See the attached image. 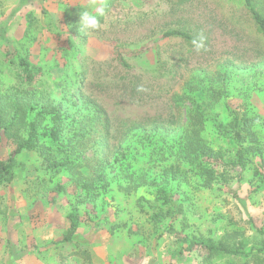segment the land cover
<instances>
[{
    "label": "rangeland",
    "instance_id": "obj_1",
    "mask_svg": "<svg viewBox=\"0 0 264 264\" xmlns=\"http://www.w3.org/2000/svg\"><path fill=\"white\" fill-rule=\"evenodd\" d=\"M252 2L264 14V0ZM170 30H189L201 37V46L165 37ZM118 47L139 51L127 59L130 71L120 64ZM21 55L40 68L30 84L17 66ZM175 66L178 73L164 77L157 70ZM125 74L132 81L128 90ZM222 84L220 100L213 101L212 89ZM77 88L98 100L96 110L67 105L79 101ZM20 91L36 100L43 94L62 100L77 125L69 134L79 138L73 146L82 156L79 172L106 176L107 183L84 189L69 170L47 168L40 151L16 154L23 167L0 186V264H237L229 257L208 261L204 251L185 247L211 238L241 242L248 251L264 238V165L258 156L247 154L243 168H218L225 179L217 176L211 188L182 166L185 180L174 200H183V213L161 206L149 187L126 185L129 175L154 176L167 166L162 158L173 136L141 129L152 118L173 128L193 92L207 113L203 134L225 162L235 149L218 134L217 115L222 120L230 106L244 102L255 115V145L264 153V35L244 0H0V96ZM173 93L181 95L177 103ZM138 123L146 124L135 128ZM121 134L127 155L104 156L103 148L113 150L110 144ZM13 150L0 130V159ZM70 211L80 225L74 240L61 241Z\"/></svg>",
    "mask_w": 264,
    "mask_h": 264
},
{
    "label": "trees",
    "instance_id": "obj_2",
    "mask_svg": "<svg viewBox=\"0 0 264 264\" xmlns=\"http://www.w3.org/2000/svg\"><path fill=\"white\" fill-rule=\"evenodd\" d=\"M246 7L249 9L252 18L259 29L264 35V14L256 9L252 0H244ZM165 37H180L185 40H193V46H201L199 41L201 37L195 34H191L189 30H170L164 32ZM139 53L135 49L117 48V54L119 56L120 64L126 71H130V64L127 61ZM13 62L12 60H10ZM17 66L21 69L22 79L26 84H30L36 74L40 72V68L31 63L27 56H20L17 61ZM159 70V75L162 77L178 73V68H170L164 73L163 70ZM219 74V71H218ZM126 80L124 81V90H128L131 81L128 74H125ZM215 77V75H214ZM78 82L77 77L74 84ZM126 83V84H125ZM82 87V86H81ZM225 89V84H222L218 88L212 89L211 98L213 101L220 100L221 91ZM79 101L75 99L73 105L71 102L67 104L69 106L80 105L81 108H87L88 105H93L94 109H97L99 102L96 98L85 92L83 89L77 88ZM219 91V93H218ZM185 92V91H184ZM14 92L10 96H0V130L3 132L5 138L14 144V150L10 156L4 160L0 159V186L10 183L16 175V167L21 165L15 155L19 154L22 150H38L44 155V160L47 162V168L61 170L67 169L73 175V181L81 188L88 189L93 183H107L106 176L96 175L97 178L84 177L79 172L78 168L81 166V154L80 148L77 149L74 143L79 142V138H76L70 131H75L77 126L72 121L70 113H68L64 103L56 101L51 98L49 94L40 95L39 99L33 98L31 93L27 96L25 92ZM192 93L190 100V106L186 108L184 112L177 110L178 114L175 118L176 121H180L184 117L183 123L176 124L173 128L169 129V122H165L162 118H152L149 122V128L143 127L142 131L150 129V133L156 134L155 136H173V143L166 146L163 159L168 161L167 166L163 167L158 174L154 176H147L144 173L129 175L125 180L128 188H143L149 187L152 189L156 202L161 206H174L178 213H183L184 203L183 200H174V196L178 194L177 189L180 188L181 183L185 180L182 172V166L189 167L194 174L201 179V185L206 188H211L213 183L216 182V177L224 180L225 177L222 172H219L218 168L229 165L233 167L240 165L242 168L246 166L247 154L258 156L260 163L264 165V153L257 148L255 142L257 141L256 132L254 131V119L255 115L248 108L247 103H241L234 107H229L225 118L219 120L217 115L216 129L218 134L224 137H228L235 149V155L231 158L230 162H225L224 154L220 150H216L212 147L209 140L203 134L205 132V122L207 113L202 109V103ZM173 93L172 99L175 102L181 98V95ZM184 95V94H183ZM188 97V96H186ZM7 98V99H6ZM192 100V101H191ZM212 101V102H213ZM9 102V103H6ZM79 103V104H78ZM177 103V102H175ZM8 106V107H4ZM182 113H185L182 116ZM138 123L134 127H140ZM170 123V124H172ZM147 133V132H146ZM174 135L176 138H174ZM125 135L121 134L115 142L110 145L114 148L110 149L107 145L103 148V155H115L114 160L125 153L124 151ZM81 140V139H80ZM82 146H85L84 140L81 142ZM80 144V145H81ZM53 150V152H51ZM53 155V153H55ZM62 154L57 157L58 154ZM97 170H95L96 172ZM107 185V184H106ZM56 190L64 191L63 186H56ZM162 213L159 212L154 215L155 220L162 219ZM69 226L61 241H72L76 238V234L80 225V218L76 211H70L67 214ZM162 232L158 231L156 238H160ZM200 249L206 253V260H211L214 257H229L230 261L238 260L237 264H264V238L260 241L259 245H254L248 251L243 249V244L238 242L236 244H229L222 240L214 241L211 238H198L189 241L185 250L192 251L193 249ZM73 254L87 257L88 252L74 251Z\"/></svg>",
    "mask_w": 264,
    "mask_h": 264
}]
</instances>
